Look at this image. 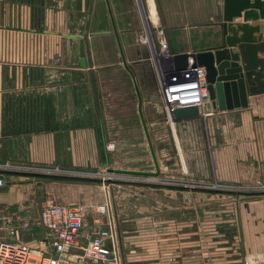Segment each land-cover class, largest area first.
<instances>
[{
	"label": "crops",
	"instance_id": "crops-1",
	"mask_svg": "<svg viewBox=\"0 0 264 264\" xmlns=\"http://www.w3.org/2000/svg\"><path fill=\"white\" fill-rule=\"evenodd\" d=\"M223 4L224 0H0V165L28 169L2 171L6 184L0 189V239L27 244L32 256L47 258L50 264H77L78 252L54 250L52 234L40 221L41 200L49 195L62 204L84 201L88 235L97 216H91V206L103 201L101 196H84L83 190L101 193L106 186L34 170L57 166L90 171L99 160V129L112 130L105 135V144H128L129 132L123 130H133L139 140L140 135L146 140L134 83L124 62L138 82L142 111L155 143L154 125L160 129L173 121L147 118L141 75L153 65L157 69L152 78L157 79L158 69L173 65V54L220 46ZM232 22L259 25L263 32L261 17L245 21L240 15ZM145 33L146 42L141 38ZM258 56L264 57V52ZM156 106L150 110L158 112ZM206 111L205 116L175 120L179 135L203 124L219 134L227 121L233 127L248 115L254 128L261 126L264 92L249 95L247 106L232 109L213 111L208 99ZM156 155L160 176L173 171L157 148ZM252 204L257 211L244 218L234 264H264V200ZM117 218L120 226L122 219ZM156 241L158 247L137 251V264H179L177 233L159 234ZM188 252L180 264H193Z\"/></svg>",
	"mask_w": 264,
	"mask_h": 264
},
{
	"label": "rangeland",
	"instance_id": "rangeland-1",
	"mask_svg": "<svg viewBox=\"0 0 264 264\" xmlns=\"http://www.w3.org/2000/svg\"><path fill=\"white\" fill-rule=\"evenodd\" d=\"M154 67H147L140 84L147 118L163 120L170 115L160 94L157 73V79L152 78ZM153 104H157L158 112L150 110ZM171 119L173 123L170 122L169 127L157 129L158 125H154L155 143L150 135L155 153L157 148L164 163L168 162L173 169L169 174L153 176L109 171L108 168H155L147 140L143 141L141 135L139 140L135 131L123 130L129 132L128 144H119L116 138L117 144H105V135H111L112 130L104 129L98 130L99 160L91 165L90 171L57 166L34 171L65 180H81L85 185L106 186L100 189L102 194L86 188L83 195L101 196L103 202L105 195L108 196L122 264H137L140 260L137 251L158 247V235L168 234L170 230L177 233L176 244H173L178 249L179 264L185 250L190 251L188 260L192 257L193 264H234L233 251L241 243L244 218L251 212L256 213L253 202L264 200V122L254 128L248 115L236 121L233 127L227 121L225 131L219 134L203 124L182 136L175 124L180 118L171 116ZM4 166L6 170H28L21 166ZM83 202L78 205L86 214L88 207ZM91 207L93 217L97 213L96 206ZM116 215L122 219L120 226Z\"/></svg>",
	"mask_w": 264,
	"mask_h": 264
},
{
	"label": "built area",
	"instance_id": "built-area-1",
	"mask_svg": "<svg viewBox=\"0 0 264 264\" xmlns=\"http://www.w3.org/2000/svg\"><path fill=\"white\" fill-rule=\"evenodd\" d=\"M148 41L147 34L141 36ZM165 44L161 43V50ZM159 86L166 112L172 116L175 108L195 105L199 114L207 115L209 99L206 70L189 57L185 68L176 69L171 64L159 70ZM0 165V189L6 184ZM92 232L86 235L85 214L78 204H62L49 195H44L40 204V221L52 234V245L58 254L78 252L77 264H122L119 240L111 211L110 200L96 205ZM0 264H50L47 258L31 255V248L12 239H0Z\"/></svg>",
	"mask_w": 264,
	"mask_h": 264
},
{
	"label": "water",
	"instance_id": "water-1",
	"mask_svg": "<svg viewBox=\"0 0 264 264\" xmlns=\"http://www.w3.org/2000/svg\"><path fill=\"white\" fill-rule=\"evenodd\" d=\"M254 9H258L259 12L255 13ZM240 15H243L245 21L251 17L253 19L264 18V0H224L221 24L222 44L213 50L175 53L171 56L173 62L171 65L176 69L185 68L189 57L193 58L195 64L205 67L207 91L213 111L247 106L249 95L264 92V57L258 56L259 52H264V25L263 32L260 34L259 25L233 23V18ZM124 64L134 83L138 112L155 170L122 168H108V170L124 174L158 175L159 162L142 111L141 92L133 71L125 62ZM198 114L197 106L186 105L175 108L172 117L187 118Z\"/></svg>",
	"mask_w": 264,
	"mask_h": 264
}]
</instances>
